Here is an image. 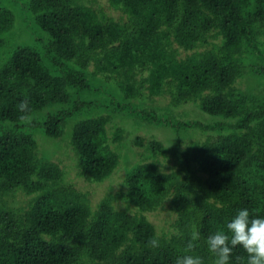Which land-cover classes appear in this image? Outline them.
<instances>
[{"label":"trees","instance_id":"16d2710c","mask_svg":"<svg viewBox=\"0 0 264 264\" xmlns=\"http://www.w3.org/2000/svg\"><path fill=\"white\" fill-rule=\"evenodd\" d=\"M108 1L126 18L82 0H30L46 40L0 59V120L13 123L0 131V264H174L193 229V254L212 264L209 235L241 209L264 217V0ZM14 21L0 0V45ZM154 96L170 102L150 105ZM25 99L30 121L18 118ZM40 125L68 140L87 182L113 176L134 146L145 151L125 165V191L94 208L60 161L39 153ZM144 126L151 139L130 137ZM18 192L31 195L26 207L11 205ZM166 202L176 217L160 233L147 213ZM236 256L246 264L242 247L231 264Z\"/></svg>","mask_w":264,"mask_h":264},{"label":"rangeland","instance_id":"374dc122","mask_svg":"<svg viewBox=\"0 0 264 264\" xmlns=\"http://www.w3.org/2000/svg\"><path fill=\"white\" fill-rule=\"evenodd\" d=\"M29 1L30 0H1V4L12 9L15 14L14 25L11 30L3 35L4 41L3 44L0 45V53L3 55V58L0 56V59H3V61L6 59L4 53L7 51L9 52L15 47L21 45L42 44L47 38L46 32L36 24L29 13ZM82 2L94 7L99 12H103L104 14L113 17L116 20H122L126 18L121 10L111 7L108 0H82ZM188 53H191V51H184L181 49L180 56L186 57ZM91 69H93V66H91ZM108 85L110 89L112 86H115L112 81H108ZM245 85V83L241 84V87L245 88ZM92 96L93 99L97 97L94 95ZM88 97L90 98V95ZM169 102V96H154L150 99L149 104L164 107L167 106ZM191 108L193 109L194 107L191 106L190 109ZM90 111V108L84 109L82 112L77 114L76 117H74V120L88 115ZM184 111H187L186 106H181L175 109L174 114L179 116ZM12 126V122L0 120V131L11 128ZM154 131L159 136L170 135V131L164 127H155ZM31 132L37 140L39 153L48 158L55 156L54 158L58 162L60 161L61 166L64 169L66 168V179L88 196L90 203L94 208L105 196H107L108 192H112L116 195L118 192L125 191L126 188L123 184L126 175L125 165H128V161L132 163L137 162L141 158V151H145L143 146H134L133 150H131L133 154L129 151L131 158L128 159V161H123L113 176L103 182L92 183L87 182L78 176V157L75 151L73 153L68 140L61 143L63 137L52 138L47 136L44 133L42 125L32 128ZM68 135L70 137L69 133ZM136 135H140L145 139L152 138L151 132H149L145 126L142 127V129L137 130L135 133H132L130 137ZM74 163L77 171L73 166ZM163 163H165L164 160ZM30 198L31 195H28L24 192H18L14 197L11 198V205L15 207H26ZM115 203L118 205H124V201L121 199V197H116ZM147 217L156 225L158 231L162 233L168 232L170 230L171 225L175 220L176 213L171 210L169 204L166 202V205L163 208L147 213Z\"/></svg>","mask_w":264,"mask_h":264},{"label":"clouds","instance_id":"9594fccd","mask_svg":"<svg viewBox=\"0 0 264 264\" xmlns=\"http://www.w3.org/2000/svg\"><path fill=\"white\" fill-rule=\"evenodd\" d=\"M17 107L21 113L19 120L30 121L33 109L29 101L25 99ZM226 227L227 232L217 231L207 237L208 251L214 257L212 264H231L233 250L238 246L246 253V264H264V217L252 215L246 208L241 209ZM199 240V232L193 229L184 254L178 256L174 264H205L200 255L193 254ZM147 243L153 249L160 247L158 236H153ZM235 262L245 264V257L236 256Z\"/></svg>","mask_w":264,"mask_h":264}]
</instances>
